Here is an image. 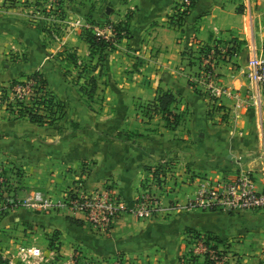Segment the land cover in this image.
I'll list each match as a JSON object with an SVG mask.
<instances>
[{
	"label": "crops",
	"instance_id": "crops-1",
	"mask_svg": "<svg viewBox=\"0 0 264 264\" xmlns=\"http://www.w3.org/2000/svg\"><path fill=\"white\" fill-rule=\"evenodd\" d=\"M183 1L68 0L59 5L65 10L62 16L57 5L49 14L42 11L39 0L34 2L38 3L34 14L28 7L21 10L20 2L8 5L0 0V58L27 53V58L11 61L13 66L0 71V82L38 70L48 79L55 99L65 104L62 118L34 131L4 130L36 122L9 118L0 110V158L25 154L21 163L26 171L18 193L39 187L60 195L78 187L86 173V188L108 190L129 208L155 168L162 170V200L155 214L136 218L124 212L107 233L65 209L11 210L8 215L27 230L52 236L56 229L54 238L60 241L58 249L65 260L78 250L94 264H115L119 254L129 259L126 264H179L192 228L216 234L225 249L242 256L230 258V264H264V209L184 208L202 176L251 170L258 188L264 190V95L262 105L255 102L252 95L260 90L247 75L253 54L264 57V0H191L177 24L173 11ZM78 17L121 24V35L97 66ZM234 38L239 48L230 59H219L215 71L220 82L237 94H222L213 114L207 98L190 80L199 70L195 55L201 45L217 47L235 42ZM69 54L85 65L86 78L97 79L92 98L83 93L81 81L64 75V65L79 71ZM87 63L93 65L88 68ZM159 88L175 95L170 107L179 114L177 124H168L153 108Z\"/></svg>",
	"mask_w": 264,
	"mask_h": 264
},
{
	"label": "built area",
	"instance_id": "built-area-1",
	"mask_svg": "<svg viewBox=\"0 0 264 264\" xmlns=\"http://www.w3.org/2000/svg\"><path fill=\"white\" fill-rule=\"evenodd\" d=\"M191 0H184L177 6L172 17L179 24L186 14ZM57 5V4H56ZM57 11L63 16V9L57 5ZM76 22L84 30H91L106 40L116 41L118 21L107 23H92L84 17H78ZM232 43L201 45L195 55L194 61H198L199 70L191 76V83L195 89L207 98L212 113L219 109V99L222 94L236 95L237 93L220 82L215 67L219 59H230L236 52L230 47ZM247 75L250 82L259 88L257 95H252L255 102L262 105L261 94L264 95V57L261 53L251 57ZM33 80V79H30ZM26 84H29L28 81ZM261 107V106H260ZM6 166L0 162V215L14 207L23 206L30 210L51 212L65 209L73 216L81 215L97 231L107 233L115 221L124 213L129 212L136 218L151 217L161 205L162 174L152 175L147 178L145 188L140 192L134 206L126 207L124 201L116 194L108 190L88 189L84 185L86 173L80 177L78 187H71L60 195L51 193L43 188H32L19 194L12 188V183L7 180L4 173ZM11 185H8L10 184ZM187 210H221L228 212L242 211L246 209H264V190L258 188L256 179L251 170L240 171L234 175L202 176L197 180L195 193L184 203ZM192 238V237H191ZM196 250L208 255L215 264L224 263V257L220 255L225 248L219 243L212 247L205 235L192 238ZM19 253L25 259H42L44 250L39 245H20Z\"/></svg>",
	"mask_w": 264,
	"mask_h": 264
},
{
	"label": "rangeland",
	"instance_id": "rangeland-1",
	"mask_svg": "<svg viewBox=\"0 0 264 264\" xmlns=\"http://www.w3.org/2000/svg\"><path fill=\"white\" fill-rule=\"evenodd\" d=\"M36 0H7V4L11 5L16 4V2H20L21 10H23V7H28L33 9L29 10V14L36 13V7L34 5H38V3H35ZM40 4H43L42 11L49 14L50 10L53 9V5H61L62 1H68V0H39ZM27 2V3H24ZM25 5H24V4ZM33 4V5H31ZM48 4V6H46ZM51 4V5H49ZM241 5V4H240ZM61 7V6H60ZM239 7V6H238ZM62 8V7H61ZM40 9V8H39ZM65 12L64 8H62ZM38 25L44 27L45 23H42L41 21L38 22ZM48 25V24H46ZM42 29V28H41ZM55 29V28H53ZM47 31L51 32V28L47 29ZM121 35V33H120ZM120 35H116L117 37ZM116 37V38H117ZM8 54V53H7ZM11 55L9 57L0 58V71H5L6 68L13 66V62L19 63V61L23 58H27V53H19L16 52L10 53ZM198 66V61L195 62ZM92 63H87L86 67L89 68V66H92ZM79 69L74 70L66 67L65 65L62 67L64 70V75L68 76L69 79L72 81H81V88L84 94L88 95V89L91 86V81L89 78H86L87 75H84L82 72H84L83 64H79L77 66ZM83 67V70H80ZM199 66L197 67L198 70ZM72 70L75 71L72 73ZM34 71H30L28 73H23L21 75H18L15 78H18L22 81H28L29 84L23 85L22 83L15 84L14 87L11 86L12 80L14 78H8L6 80H3L0 82V110H2L9 118H28L26 114H22V112L19 111L20 105H36V102H42V99L44 97L48 96H54L52 94V91L49 88L48 85V79H47V85L45 88L40 87V83L38 82V79L36 80H28L27 75H30L34 73ZM87 71V70H85ZM43 76L46 78L45 74L42 73ZM79 75V78H76ZM98 99L102 97V92L98 93ZM96 100V99H92ZM44 107V106H43ZM99 107V106H97ZM58 109V108H57ZM63 109H58L57 112L47 114L51 115V118H53V122L57 120L58 118H62L64 113L62 112ZM216 111L213 112L215 114ZM5 115V116H6ZM8 123V122H7ZM39 125V126H38ZM41 124H33L31 126L30 122H21L20 125H17L14 128L5 126L3 127L4 130H22V131H34V130H42L45 129L48 124L44 123L42 125H45V127H41ZM6 159L0 158V162L4 163L6 166V169H4V173L7 175L9 173V176L7 177V180H10L12 183V188L14 191L18 192V190L22 189L20 186V183H22L24 176H25V169H23V164L21 163L24 161L25 154L23 153H15L13 154V157L9 158V155H7ZM13 159V160H12ZM39 160V159H38ZM18 163L19 165H17ZM40 163V162H39ZM22 171H21V170ZM8 184V185H11ZM19 183V184H15ZM39 188V187H36ZM32 189V188H30ZM13 209V208H12ZM7 210L6 212H3L0 215V264H94V260L91 259L88 256L82 255L78 250H75L74 253L69 257V259H63V254H61L59 251V240H56L54 236L58 233L56 229L52 231V236H48L47 231L43 230H27V228L24 227V223L18 222L14 217L8 214L11 212V210ZM40 231V232H39ZM58 238V237H57ZM48 239V241H46ZM187 240V241H186ZM186 245L184 247V253L182 254L184 256V261H188V264H210L206 261L207 255L200 250L195 249V245L193 243V240H189V236L185 238ZM39 245L44 250V258L42 259H25L23 256L19 253L20 245ZM220 255L224 257V263H218V264H230V260H239L242 256L239 255L238 252L232 251L229 249H224L222 252H220ZM195 258H190V257ZM231 258V259H230ZM129 262V259L126 258L123 254H119L114 258L115 264H126ZM215 264V262L213 263Z\"/></svg>",
	"mask_w": 264,
	"mask_h": 264
},
{
	"label": "trees",
	"instance_id": "trees-1",
	"mask_svg": "<svg viewBox=\"0 0 264 264\" xmlns=\"http://www.w3.org/2000/svg\"><path fill=\"white\" fill-rule=\"evenodd\" d=\"M238 11L241 12L242 7L239 6ZM116 27H117V34L120 35L121 29H122L121 24L118 22ZM84 35H85V38L90 43V55L97 57V62H96V66H97L98 64H101L104 61L106 57V53H105L106 50L113 47L114 43L110 40H106L100 35L93 33L91 30H85ZM234 40L235 42L233 41V45L230 47V50L231 49L237 50L239 48V45H238L239 41L235 38ZM68 58H71L74 64H78V61L74 55L69 54ZM83 67L85 69V65ZM27 78L28 80L38 79V82L40 83L41 88H45L47 85V79L38 70L34 71V73L30 75H27ZM89 79L91 81V86L88 89V93L90 97H93L94 93L96 92L97 86H98L97 79L94 76H92ZM19 83H22L23 85H25L27 81H22L18 78H14L12 80L11 86L14 87L15 84H19ZM197 90L199 91V89ZM174 100H175V95L173 94V92L169 90H164L162 88L158 89V95H157L156 101L153 104V108L163 113V115L166 117L168 121V124H177L179 122V114L173 111L170 107ZM35 104L36 105H33V106L20 105L19 111L22 112V114H26L29 120L36 122L38 124H44L46 122L52 123L54 119L51 118V115H47V114L57 112L59 108L63 109L62 112L65 113L64 111L65 104L62 101L56 100L55 97L51 95L48 97H44L42 99V102H36ZM161 171L162 170H160L159 168H155L154 174L159 175ZM70 218L72 221L78 224L83 223V219L81 218L72 217V216ZM188 234H189L188 235L189 240L191 239V241L193 240L192 238L194 237L205 235L210 245L215 248L217 247V245H219V243L222 242V240L216 234H213L208 231H199L197 229L189 228ZM190 258H195V257L191 256ZM183 259H184V256L182 255L179 264H188V261H184ZM206 261L209 262L210 264L214 263V260L210 259L208 255L206 257Z\"/></svg>",
	"mask_w": 264,
	"mask_h": 264
}]
</instances>
